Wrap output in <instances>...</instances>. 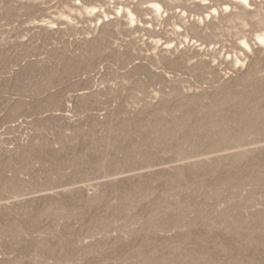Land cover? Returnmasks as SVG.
Wrapping results in <instances>:
<instances>
[{"label":"rangeland","instance_id":"rangeland-1","mask_svg":"<svg viewBox=\"0 0 264 264\" xmlns=\"http://www.w3.org/2000/svg\"><path fill=\"white\" fill-rule=\"evenodd\" d=\"M0 264H264V0H0Z\"/></svg>","mask_w":264,"mask_h":264},{"label":"bare ground","instance_id":"bare-ground-1","mask_svg":"<svg viewBox=\"0 0 264 264\" xmlns=\"http://www.w3.org/2000/svg\"><path fill=\"white\" fill-rule=\"evenodd\" d=\"M245 1H247V0H245ZM168 45V44H167Z\"/></svg>","mask_w":264,"mask_h":264}]
</instances>
